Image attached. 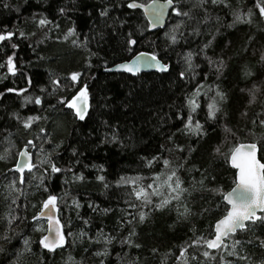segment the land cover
I'll return each instance as SVG.
<instances>
[{"label": "trees", "instance_id": "obj_1", "mask_svg": "<svg viewBox=\"0 0 264 264\" xmlns=\"http://www.w3.org/2000/svg\"><path fill=\"white\" fill-rule=\"evenodd\" d=\"M134 1L146 4L152 0ZM226 2L231 5L230 9L209 5L206 26L194 21L192 28H181L186 34L199 28L202 35H193L171 46L165 33H171L179 21L171 15L164 30L151 32L143 11L129 9L125 0H0V31L7 26L8 30L24 31L27 37L0 42V93H4L0 96V156L4 157L0 159V235L7 232L13 236L8 243L0 241V247L5 249L0 253V264H101V261L103 264H221V256L226 264H264V249L246 243L257 238L264 240V227L233 234L224 242L228 247L217 251H211L204 243L213 238L215 222L228 209L223 195L236 181V170L229 162L234 148L242 142L258 143L264 162V124L260 123L264 121V93L250 104V97L240 91L251 86L243 77L245 65L255 66L253 71H262L257 62L264 51V18L255 8L257 0ZM5 3L10 7L4 8ZM17 7L19 13L15 11ZM61 7L66 16L59 15ZM103 8L114 9L106 20L98 15ZM249 10L251 23L233 24V11L247 13ZM34 13L55 19L59 29H38L33 22ZM196 19L203 20V17ZM229 24L233 26L228 27ZM69 28H75V34L65 39ZM218 29L219 34L207 55L213 61L222 59L226 64L219 81L215 65H208L199 51ZM133 31L137 43L128 50L124 34ZM45 36L44 43L37 44ZM250 36L255 37V42L249 47ZM11 43H19V48L13 50ZM13 51L16 52L15 75L6 66L7 56ZM142 51L156 54L170 64L168 72L134 76L104 71ZM188 51L193 53L194 64L200 67L196 79L182 82L178 75L186 68L183 56ZM72 73L81 74L75 85L70 79ZM52 81L59 83L53 85ZM217 83L227 91L228 102L222 106L217 120L205 124L207 142L205 138L197 140L179 131L183 126L173 115L177 106L184 105L185 96H190L197 84L214 89ZM84 85L90 98L84 121L76 119L66 108L58 106L53 110L58 100H71ZM9 88L18 91L9 93L6 91ZM41 89H45L43 94ZM212 95L214 90L209 97ZM25 96L33 99L40 96L42 106L26 102ZM206 99L201 95L204 110L198 111L195 117L201 123H205ZM181 111L186 115V107ZM14 113L21 118L39 116L42 119L25 129L17 124ZM41 128L48 135L41 134ZM114 133L119 143L108 142ZM169 135L173 137L171 142ZM28 140L36 146H30L36 151V163L21 184L20 175L10 170ZM178 145L185 149L183 153L176 151ZM216 148L220 149L218 153L214 151ZM73 149L78 155H73ZM45 157L71 171L53 178ZM153 157L159 160L149 165ZM165 159L169 161L167 166L163 164ZM179 168H183L177 174L184 182L186 194L180 203L174 202L163 213L148 211L141 201H136L132 192L134 185L121 183L122 178L139 176L142 178L139 185L146 188L155 177L166 179ZM73 174H83L85 179L74 181ZM99 175L105 177L103 183L96 180ZM205 176L214 177L215 182L208 183ZM13 181L19 191L10 197L8 185ZM46 188L58 197L57 212L67 240L65 247L55 253L47 252L38 243L46 233L45 221L32 220L50 194ZM161 191L162 197H154V203L170 198L166 189ZM13 199L15 204L11 203ZM73 199L80 203L79 209L73 205ZM129 201L139 207L129 208ZM184 207L191 214L186 219H178L177 209L183 211ZM141 210L147 213L143 222L139 220ZM129 213L135 215V220L131 225L121 226V217ZM11 215L20 219L9 225ZM85 220L87 224L83 223ZM130 232L135 233L132 246L121 244ZM82 233L86 235L81 236ZM102 236L116 239L108 245L109 255L96 256L97 251H104ZM24 239L30 241L28 251L24 250ZM96 239L100 242H93ZM233 240L245 243L237 246L236 256H229ZM204 251L209 252L208 257L203 255ZM14 252L21 254L19 258ZM241 256L245 259L240 260Z\"/></svg>", "mask_w": 264, "mask_h": 264}, {"label": "snow or ice", "instance_id": "obj_2", "mask_svg": "<svg viewBox=\"0 0 264 264\" xmlns=\"http://www.w3.org/2000/svg\"><path fill=\"white\" fill-rule=\"evenodd\" d=\"M127 3V7L129 9H136L138 7H141V5H138L134 0L132 2H129V0H125ZM189 4L191 5L189 7ZM209 5L211 6H221L223 8H231V5L226 2V0H166L165 4L157 5L155 4V0H153V17H154V23L152 24V27H156L159 23L161 18L164 15V9L169 8L171 10V15L179 21L178 23H175L171 33H165V38L169 42L171 46L178 45L179 41L181 40H188L193 35H202V32L199 28H195L190 32H187V34L184 31H181V28L183 26H186L187 28H192V24L195 21L197 25H205V22L209 20L210 13L208 12ZM4 8H9L10 5L5 3L3 4ZM255 8L258 9L260 17L264 18V0H257L255 4ZM114 9L109 8H103L99 11L98 15L101 18H104L105 20L109 17L110 12ZM17 13L20 12V8L17 7L15 9ZM59 15L60 16H66L67 12L63 7L59 9ZM232 15L234 17L233 24L235 23H251V15L252 11L249 10L247 13L233 11ZM39 16L40 18L36 20L35 18ZM89 16H91V12H89ZM200 16L203 17V20H197L196 17ZM219 18H217L218 20ZM33 22L36 23V26L40 30H51V28L59 29L60 25L58 22L55 21V19H49L47 16H44L39 13L33 14ZM233 24H229L228 27H232ZM206 26V25H205ZM75 34V28H69L67 31V34L65 35V39H67L69 36H73ZM219 34V29L217 30V33L212 36L211 39L207 41V43H204L202 48H200V53L203 54L205 61L208 65L212 66L215 65V71L217 73V80H221L223 77L224 70L226 68V64L222 59H218L216 61H213L211 57L207 55V51L213 47L214 41L216 40V35ZM32 35H35L34 33ZM135 35V32H128L125 33V40L124 45L128 50H131V47L137 43V39L133 38ZM19 37L21 39L27 38L25 36L24 31H13L8 30L7 26H5L4 30L0 31V42H11L14 37ZM47 39V36L44 37V39H41L37 41V44H42ZM101 39H104V37L101 35ZM85 40L90 43L87 37H85ZM249 47L252 43L255 42V37H249ZM75 43V41H73ZM11 48L13 50L19 48V43H11ZM230 46V44L228 45ZM165 52H167V49H165ZM245 52H247V48L245 49ZM15 56L16 52L13 51L11 55L7 56L6 60V66L7 71L10 74L15 75L16 73V65H15ZM184 62L186 64V68L184 71H181L178 75V79L182 82L191 81L193 79H196L197 77V70L199 69V65L194 64L193 62V53L191 51H188L183 56ZM141 63L149 65L151 67L156 68L157 70L161 72H166L170 69L171 65L168 63L162 62L160 59L157 58L156 54H150L145 58V56L142 54L140 55L136 61H134L131 64L124 63L119 65L118 67L122 70H125L129 73L138 72L140 70ZM260 65V68L262 71H253L252 69L255 66L249 67L248 65H245L243 68V77L246 82V84H250V87H246L243 89H240L242 93H246L249 97V103H253L257 100V97L259 94L264 93V51L260 53L259 60L257 62ZM81 76L80 73H72L71 74V81L75 85L79 81V77ZM205 80L208 78L207 73L204 74L203 77ZM29 83H31V80L29 79ZM59 81H52V84H58ZM214 95L209 97V93L213 92ZM7 92H16L18 90L9 88L6 90ZM20 92L24 90H19ZM43 94L45 92V89L40 90ZM4 95V93H0V96ZM203 95V97L208 98L205 100L206 103V117H205V123H201L199 119H196L195 117L198 114V111L204 110L201 106L200 97ZM26 102L34 103L37 106H42V99L40 96H36L34 99L30 96L24 97ZM228 102V93L226 90H222L221 85L217 83L213 87H209L205 89L203 84H197L196 89L191 92L190 96H185V103L184 105L177 106V111L173 113L175 116V119L178 120L182 124V133H187L191 136H195L197 140L201 138L207 137V132L205 131V124H207L208 121L217 120L219 114L222 111V106L225 105ZM62 107L70 110L72 112V115L80 120L84 121L86 118V115L88 113L89 104H88V92H87V85H84V87H81L79 91L74 95L71 100H66L64 98H61L58 100L57 105L52 106L53 110H55L56 107ZM186 107L187 112L186 115L183 111H181L182 108ZM13 118L17 122V124L21 125L25 129H30L31 126L35 121H38L42 119L39 116H29L27 118H21L19 114H12ZM261 124H264V121H260ZM210 126V125H209ZM111 130V128H110ZM40 133L43 135H48V133L45 131L44 128L40 129ZM173 137L169 135V141L171 142ZM110 143H119L120 141L117 138V134H113L111 139L108 141ZM29 146H32L33 148L36 147L33 144L32 140L26 141L25 144V150L20 153L21 157H27L29 156V152L27 151V148ZM43 144H41V147ZM56 147H59V145H56ZM176 151L183 153L185 149L182 146H177ZM217 153L220 151L219 148L214 149ZM257 146L256 144H250V145H240L235 150L232 151L230 156V165L237 170L236 175V187L233 188L230 192L223 195V200L226 202L228 206H230L227 209L226 215H223L222 218L218 219L215 222L214 225V238L207 239L204 241V243L207 245L208 249H221V248H227V245H224L223 241L225 238H229L233 234L237 233L238 230L244 231L245 233L251 232L253 229L258 227H264V163H261L259 159H257ZM73 155L76 156L78 153L75 149H73ZM0 159H4L3 156H0ZM45 160L50 164V171L49 175L53 178L56 174H61L65 171H71V168L69 169H62L61 167H58L56 163L51 162L48 160L47 157H45ZM159 160V157H153L152 161H149V165H151L152 162ZM143 162V161H142ZM76 163H79V161H76ZM163 164L165 166L169 165V161L167 159L163 160ZM25 168H27L29 171L33 168L32 164L25 163L23 160L16 162L13 166V169L10 171H14L17 173H20V183H23L24 177L23 173L25 171ZM100 170L103 171V166H100ZM178 171H183V168H179L177 170H173L171 172V175H168L166 179H163L160 176H157L153 179V183L148 184L147 187H143L139 185V182L141 181V177L137 176L135 178H122L121 183L122 184H132L134 185L132 192L134 193L136 201H141L143 206L148 207V211L155 212L159 211L163 213L166 210H170V207L173 205V203H180L182 201V197L186 194V189L182 187V184L184 183L179 175L177 174ZM85 177L83 174H73V180L74 181H83ZM96 180L103 183L105 181V177L103 175H99L96 177ZM205 180L208 183H214V177H207L205 176ZM67 183V182H66ZM201 184L204 183V181L200 182ZM15 181L10 183L8 185V192L9 196H14L19 189H16L14 187ZM155 185V186H154ZM108 185L105 184V187ZM166 189L167 192L170 194V198H162L160 199L159 203H154L153 198L154 197H162L163 193L161 189ZM46 192L50 193L49 189H45ZM58 197L55 194H48L46 199L43 201L41 206V211L38 215H34L32 217V220L34 222H38L41 217L45 215L44 210H48V223H49V235H44L41 237V239L38 241L40 247L42 249H46L49 253H55L58 249L62 250L66 243V235L63 230V225L61 224V221L59 218H55L52 214L55 211H58ZM12 204L16 203V200H11ZM73 205H75V208L79 209L81 207L80 203L73 199L72 201ZM129 208L136 209L139 207L137 203L133 201H129ZM89 207L94 206L92 204H89ZM94 210H96L94 208ZM105 212L108 210L105 209ZM260 212L261 214L258 215L257 212ZM190 211L187 207L183 208V211H180V209H177V215L178 219H186L190 215ZM147 213L143 210L139 212V220L141 222L144 221L145 216ZM20 219V217L11 215L8 219V224L11 225L14 221ZM135 220V215L132 213H129L127 217H121V226L124 224L131 225L133 221ZM248 222V223H246ZM83 223L87 224L88 221H83ZM19 233H16V236H19ZM67 235H72L71 233H68ZM86 235L85 233H82L81 236ZM135 235L134 232H130L129 236L123 240L120 241L121 244H127L129 246H132V236ZM13 239V236L9 235L7 232L3 235H0V241H3L5 243H8ZM103 243H104V251L100 252L97 251L95 253L96 256H107L108 253V245H111L113 241L116 239V237H109V236H102ZM95 243H99L100 240L96 239L93 240ZM30 241L28 239H24V250L28 251V245ZM195 244L196 241H193ZM245 242L239 241V240H233L231 244V251L228 252L229 256H236L237 254V246L241 245ZM248 245L256 244L258 247L264 249V240H261L257 238L255 241L248 240L246 242ZM135 247H139V245H134ZM5 249L3 247H0V253H3ZM155 251V250H153ZM183 250H181V255H183ZM14 256L21 255L20 253H13ZM203 255L205 257L209 256L208 251H204ZM221 264H226L224 261V257L221 256L220 258ZM240 260H244L245 257L241 256L239 257ZM101 264H103V261H101Z\"/></svg>", "mask_w": 264, "mask_h": 264}, {"label": "water", "instance_id": "obj_3", "mask_svg": "<svg viewBox=\"0 0 264 264\" xmlns=\"http://www.w3.org/2000/svg\"><path fill=\"white\" fill-rule=\"evenodd\" d=\"M134 2H136V1H134ZM136 3H137L138 5H141V7H138V8H136V9H139V10L143 11V13L145 14V17H146V19H147V21H148V23H149V30H150L151 32H156V31H158V30H164V29L167 27L168 22H169V20H170V13H171V10H170L169 8H165V9H164V15H163V17L161 18L160 23H159L156 27H152V24L155 22V21H154V17H153V0L150 1L149 3H146V4L139 3V2H136ZM165 3H166V0H155V4H157V5L165 4ZM142 54L145 56V58H147V56H149L150 54H153V53H151V52H147V51H142V52L136 54L135 56H133L130 60H126V61H123V62L117 63V64H115V65H113V66H111V67H109V68H106L104 71H106V72H111V73H126V74H130V75H134V76H136V75H138V74H141V73H149V72H157V73H166V72H168V71H166V72H161V71L157 70L156 68L151 67V66L146 65V64H143V63H141V65H140V70H139L138 72H134V73H129V72H127V71H125V70H122V69H120V68L118 67L119 65L124 64V63H128V64L133 63V62L136 61V59H137L140 55H142ZM157 58L160 59L162 62H164L159 56H157ZM164 63H165V62H164ZM88 104H89V98H88ZM250 144H256V146H257V152H256L257 159H259V160L261 161V163H264L263 160L260 158V146H259L258 143H255V142H242V143H240L239 145H237V146L234 148V150H235L237 147H239L240 145H250ZM24 150H25V146L20 150L19 155H18V160H17V162L23 160L25 163H29V164L34 165V163H35V154H34V150H33V149H30V146H29V147L27 148V151L29 152L30 155L27 156V157H21V156H20V153H21L22 151H24ZM230 156H231V155H230ZM229 161H230V159H229ZM231 167H232V166H231ZM234 169H235V168H234ZM31 170H32V169H31ZM235 170H236V169H235ZM29 172H31V171H29L27 168H25V171H24V173H23L24 180H25V176H26V174L29 173ZM18 174L21 176L20 173H18ZM236 175H237V170H236ZM24 180H23V181H24ZM235 187H236V183H235V185L233 186V188H235ZM233 188H232V189H233ZM232 189H230L228 192H230ZM228 192H226L225 194H227ZM224 202H225V201H224ZM225 204H226V202H225ZM226 205H227V204H226ZM227 206H228V205H227ZM229 207H230V206H228V208H229ZM44 212H45V215H44L43 217H41L40 219H41V220H44V221L47 222L48 226H47V231H46L45 235H49V223H48V215H49V213H48V210H44ZM52 214L54 215L55 218H59V216H58V212H57V211L54 210V212H53ZM257 214L260 215L261 213L258 211ZM246 223H248V222H246ZM240 231H241V230H238L237 232H240ZM214 234H215V232H214ZM235 234H236V233H235ZM213 238H214V236H213ZM226 239H227V238L224 239L223 243L225 242ZM210 250H211V251H217V250H219V249H210Z\"/></svg>", "mask_w": 264, "mask_h": 264}, {"label": "rangeland", "instance_id": "obj_4", "mask_svg": "<svg viewBox=\"0 0 264 264\" xmlns=\"http://www.w3.org/2000/svg\"><path fill=\"white\" fill-rule=\"evenodd\" d=\"M87 92H88V89H87ZM30 149H32V148H30ZM34 154H35V156H36V151L34 152ZM35 163H36V161H35ZM34 163V164H35ZM47 226H48V224H47V222L45 221V232L47 231Z\"/></svg>", "mask_w": 264, "mask_h": 264}, {"label": "flooded vegetation", "instance_id": "obj_5", "mask_svg": "<svg viewBox=\"0 0 264 264\" xmlns=\"http://www.w3.org/2000/svg\"><path fill=\"white\" fill-rule=\"evenodd\" d=\"M170 17H171V13H170ZM89 98V97H88ZM90 99V98H89ZM90 101V100H89Z\"/></svg>", "mask_w": 264, "mask_h": 264}]
</instances>
